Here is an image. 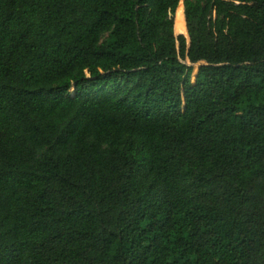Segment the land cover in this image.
Returning a JSON list of instances; mask_svg holds the SVG:
<instances>
[{"label": "trees", "instance_id": "obj_1", "mask_svg": "<svg viewBox=\"0 0 264 264\" xmlns=\"http://www.w3.org/2000/svg\"><path fill=\"white\" fill-rule=\"evenodd\" d=\"M0 264H264V0H0Z\"/></svg>", "mask_w": 264, "mask_h": 264}, {"label": "rangeland", "instance_id": "obj_2", "mask_svg": "<svg viewBox=\"0 0 264 264\" xmlns=\"http://www.w3.org/2000/svg\"><path fill=\"white\" fill-rule=\"evenodd\" d=\"M182 2H183V0H182ZM187 64L190 65L189 62H187ZM199 66H200V64H195V65H193V67H194V74H195V75H196V73H197V71H198V69H199Z\"/></svg>", "mask_w": 264, "mask_h": 264}, {"label": "water", "instance_id": "obj_3", "mask_svg": "<svg viewBox=\"0 0 264 264\" xmlns=\"http://www.w3.org/2000/svg\"><path fill=\"white\" fill-rule=\"evenodd\" d=\"M183 2H184V0H183Z\"/></svg>", "mask_w": 264, "mask_h": 264}]
</instances>
